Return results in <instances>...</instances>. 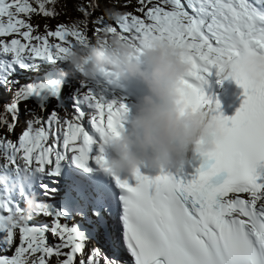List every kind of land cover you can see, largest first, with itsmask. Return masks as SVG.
<instances>
[{"label":"snow or ice","instance_id":"snow-or-ice-1","mask_svg":"<svg viewBox=\"0 0 264 264\" xmlns=\"http://www.w3.org/2000/svg\"><path fill=\"white\" fill-rule=\"evenodd\" d=\"M52 2L35 0L33 7L30 0H0V38L19 37L0 39V87L15 88L12 102L5 105L13 123L0 117V125L13 132L19 104L35 105L16 141L0 137V156L10 164L19 161L25 172L41 178L35 193L47 199L40 198L31 217L50 218L39 225L29 223L31 218L13 226L15 231L5 228L4 220L23 210L8 200L5 185L0 246L4 252L11 250L17 233L19 244L11 256L0 254V264H49L53 258L56 264H264V172L258 171L264 169V80L251 84L239 74L221 76L225 61L264 55V13L249 0H137L134 11L139 16L119 13L112 24L96 19V36L118 34L137 49L155 39L186 47V103L193 111L210 113L225 129L214 152L194 153L199 161L191 178L183 167L154 174L138 169L122 176L109 174L100 143L105 135L118 137L124 130L127 105L107 100L90 82L73 85L63 75L70 50L93 45L87 20L81 22L83 28L45 26V34L33 35L34 27L21 18L54 17L46 8ZM77 10L89 15L82 6ZM212 68L218 83L231 79L243 89L244 99L231 118L223 117L219 101L203 92L205 74ZM14 72L36 75L21 84ZM101 76L109 82L116 79L108 71ZM50 103L46 118L36 114V108L47 111ZM59 109L65 112L63 118ZM221 173L226 176L213 183ZM107 184L117 190L114 200ZM32 193L20 189L24 199ZM75 217L89 227L69 225ZM47 233L58 242L49 245ZM97 236L108 252L87 248Z\"/></svg>","mask_w":264,"mask_h":264},{"label":"clouds","instance_id":"clouds-1","mask_svg":"<svg viewBox=\"0 0 264 264\" xmlns=\"http://www.w3.org/2000/svg\"><path fill=\"white\" fill-rule=\"evenodd\" d=\"M119 12L108 13L116 20ZM189 52L184 46H174L166 40L155 39L142 43L137 49L123 41L118 34L100 33L95 44L70 50L64 57L65 76L78 75L82 81L92 82L104 72H111L117 80H134L145 94L135 103V112L127 119L118 137L105 135L100 147L107 155L109 174L131 176L138 169L158 173L189 163V153L214 152L223 139L225 129L208 112L193 111L186 103L182 81L190 71ZM242 75L251 84L264 80V55L249 54L239 62H224L222 77ZM0 167L10 162L0 156ZM6 178L0 177V184ZM41 200L35 192L24 199V208L5 219V228L27 223L31 213L38 211Z\"/></svg>","mask_w":264,"mask_h":264},{"label":"rangeland","instance_id":"rangeland-1","mask_svg":"<svg viewBox=\"0 0 264 264\" xmlns=\"http://www.w3.org/2000/svg\"><path fill=\"white\" fill-rule=\"evenodd\" d=\"M30 2L32 3L33 7H36V3L35 0H30ZM105 3V2H103ZM106 4V3H105ZM125 5H127L125 7ZM137 0H122L118 5L114 6V5H107L104 8V12L106 13L105 16L101 15V11L100 10H95L91 15H90V20L89 23L86 26V32L88 37L91 39V42L93 44H95V37L96 34L94 33V29L97 27L95 21L98 17H102L104 22L107 24H112L114 23V20H111L108 18V13L110 12H119V13H125V12H133L136 15H140V13L135 12L134 10L137 8ZM23 19H25L27 22H29L33 27H34V32L33 35H43L45 34L46 28L45 26H47V28L49 30H55V28L57 27V25H67V26H71L73 24L83 28L84 25L81 23L82 21H84L83 17L79 14H76L74 16L73 19H70L69 17H64V16H57L56 18H52V19H45L41 14H32L31 17H21ZM13 38H19V37H15V36H10V37H3L0 39H5V40H11ZM56 67H62L61 65H56ZM66 68V66H63ZM34 73H25L24 77H21L19 79L20 82H22V84L26 83L27 80H29L30 82H32V80L35 78ZM16 78V77H15ZM67 79H71L73 85H78L81 81V78L78 75H74V76H66ZM17 79V78H16ZM14 89L11 86H7V87H0V90L2 92H4L5 94H8V98L9 99H13V97L11 98L10 96L13 95L14 93ZM65 94H67L68 92V88L65 87L64 89ZM54 103V102H53ZM53 103H50L48 105V109L47 111H41L39 108H36V114L40 117H44L46 118L49 113L51 112L52 108H53ZM65 103L67 104V100H65ZM35 107V105L33 104L32 101H26V102H21L19 104V116H18V121L15 122V128L13 132H9L8 128L6 125H0V137L5 138L6 140L9 141H16L17 138L21 135V133L23 132V130H25L26 128V121L32 119L31 115H29V111L31 109H33ZM59 114L60 116L63 118V115H65V112L63 109H59ZM4 119H6L9 123H13L12 121V116L11 114L6 115V117H4ZM2 163V162H0ZM15 170H18L17 167H15ZM38 222L35 223H31V224H42V222L44 221V223H50V218L47 217H43V216H39ZM74 220H69L67 221V223L69 225L74 223ZM42 221V222H41ZM62 222V221H61ZM70 222V223H69ZM30 223V222H29ZM47 241L49 243V245L55 244L58 241L56 239H54L50 233H47ZM89 242L92 243V246L89 247L87 244V248L91 249L94 247V243L90 240ZM19 244V235L17 233L15 241L12 245V249L9 251H2L3 246H0V253L4 254V253H8L9 256H11L16 248V246ZM66 251V250H65ZM87 251V250H86ZM49 264H56V259L53 258Z\"/></svg>","mask_w":264,"mask_h":264},{"label":"trees","instance_id":"trees-1","mask_svg":"<svg viewBox=\"0 0 264 264\" xmlns=\"http://www.w3.org/2000/svg\"><path fill=\"white\" fill-rule=\"evenodd\" d=\"M121 0H53L52 3H47L46 8L52 10L55 14L59 12L57 7L64 8L62 9L65 13L75 12L78 7H84L89 15L85 17L87 20L94 10H101L103 5L106 4H119ZM105 2V3H103ZM56 10V11H55ZM3 100V99H2ZM7 101H4L0 104V117H5V105Z\"/></svg>","mask_w":264,"mask_h":264},{"label":"bare ground","instance_id":"bare-ground-1","mask_svg":"<svg viewBox=\"0 0 264 264\" xmlns=\"http://www.w3.org/2000/svg\"><path fill=\"white\" fill-rule=\"evenodd\" d=\"M249 3H251V4H253L254 5V3L251 1V0H249ZM14 165L18 168V169H23V166L19 163V161H16L15 163H14ZM48 202H51V201H48ZM37 219H39L38 217H33L29 222L30 223H35V222H38V220ZM42 222V221H41ZM64 221H62V223H63ZM70 223V222H69ZM74 223H77V220L75 219L74 220ZM42 224H45L44 222H42ZM88 246L89 247H91L92 246V243L91 242H88ZM105 247H106V249H107V246L105 245ZM101 249L103 250V248L101 247ZM108 250V249H107Z\"/></svg>","mask_w":264,"mask_h":264}]
</instances>
